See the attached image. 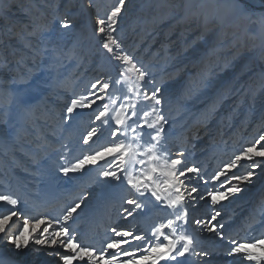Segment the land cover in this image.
I'll use <instances>...</instances> for the list:
<instances>
[{
  "label": "rangeland",
  "instance_id": "rangeland-1",
  "mask_svg": "<svg viewBox=\"0 0 264 264\" xmlns=\"http://www.w3.org/2000/svg\"><path fill=\"white\" fill-rule=\"evenodd\" d=\"M8 1H11V6L6 9L18 13V0ZM23 1L28 5V9L27 16L23 17L25 21L21 23L22 28H17L20 33L26 23L31 22L32 17L29 19L28 16H34V12H37V7L29 0ZM44 2L46 5L42 10H45V14L41 13L37 17L40 24L29 30L34 33V39L37 38V47L31 49L37 56L38 62L37 65L32 64L33 71L26 80L32 87L42 88L49 78L63 70L71 69L76 79L72 84L73 98L87 96L93 99L94 97L89 96L90 92L105 95L99 92V87L103 82H108L111 87L107 96L114 99L115 103L107 97L103 102L109 104L110 126L102 125L95 119L98 112L103 110L100 101L92 109H78L71 116L65 117L63 130L57 136L61 142L54 146L50 145L44 152L38 153L39 156H46L39 164V180L31 188L47 189L49 180L53 179V188L63 189L65 193L76 182H81L76 186L79 192H75L59 204L49 201L40 212H28L30 216L25 213L22 206H18L16 209L18 216L13 217L9 222L5 233H0V253L14 257L17 264H62L60 256L65 250L59 245L48 247L30 243L28 248L17 253L7 237L18 234L25 216L30 219L47 216L63 221L66 208L80 200H83L81 208L73 214L72 220L63 221V224H67L70 231L75 232L78 242L85 240L88 243L96 236L98 240L105 241L100 247L96 246L95 242V248L98 250L114 235L111 232L112 227L118 230H130L134 234H141L148 240L151 239V234L145 226H142L141 220L145 218L143 209L151 206L152 203H156L155 212L152 214L155 222L152 231L160 224H166L168 219H175V215L181 211L180 208L175 210L169 208L166 204L156 201L150 193L138 197L126 182L123 184L116 181L106 182L104 177L98 175L102 170H113L107 169L105 161H100L94 166H86L82 172L64 175L59 171L60 166H68L90 151L98 150L114 141H127L132 135L131 132L127 137L119 134L117 137L111 136V130L115 127L111 117L115 116L121 104H135L137 117L129 123L132 124L133 121L142 123L139 118L144 112L150 113L144 119L151 122L155 119V113L152 112L155 106L167 120L164 124L163 147V142L166 140L170 144V139H174V145L179 143L181 145L168 147V150L164 147L165 150L171 154V158H179L180 156L173 157L175 154L173 150L182 148L185 153L183 158L188 166L199 167L202 170L201 175L207 180V184L197 180L189 182V185H198V193L193 196L203 195L204 199L197 198L193 206L191 198L185 194L184 207L188 210L191 227L195 228L199 225L195 220L199 219L203 222L205 219L209 227L216 225L217 230L207 231L204 239L199 241V245L196 242V250L204 255L200 257L190 255L191 261L195 260L197 264H256L255 261L242 258V254L230 257L227 252L233 246L229 242L230 239L238 242L264 239V164L252 169L250 168L252 162L248 161L242 162L243 167L233 169L232 171L237 174L247 171H253L254 174L250 182L232 181L241 188V191L227 194V198L216 205L211 203L206 191H226L227 185L222 188L220 182L210 178L217 171H227L224 168L226 163L264 135V25L261 24V19L264 18V2L239 0L241 7L236 10L237 0H125V8L117 18V24L123 25V31L130 29L131 26L134 33L136 30H140V33H133L127 37L126 33L117 35L114 31L113 36L119 44V48L113 46L115 54L109 53L103 47L106 35L99 33L100 25L96 21L105 19L107 24V16L118 0H45ZM243 5L245 9L242 8ZM100 6L103 12H99ZM52 9L56 10L53 17L50 16ZM132 13L139 15L141 20H135ZM65 14L74 19L75 28L69 35L61 37L56 31L54 20L57 16ZM2 17H5L3 22L6 24L1 25L0 19V30L6 25H10L8 28H11L13 25L10 24L11 19L7 15ZM133 23L135 24L132 26ZM45 28L51 30L45 31ZM12 30H8L9 36L6 33L7 37H3L7 40L0 43V62L2 60L9 64L12 62L10 61L12 56L8 55L9 50H6L4 45L5 42L14 40ZM34 39L25 40L22 49L34 42ZM166 40H176L180 45L192 42L201 47L202 56L194 58V61L188 63L189 65L176 67L171 54L167 53L170 48L165 45ZM122 54L130 55L137 66L148 74L145 81L138 82L135 73H126V79L121 76L127 66L116 59V56ZM4 77L5 74L0 76V82ZM117 80L121 82L117 84ZM10 81L11 85H17L14 78ZM97 81H100L101 85H98L97 89H92L91 85ZM137 83L143 85L139 89L140 95L136 94L135 89L129 91V88ZM221 84L227 86L222 91H218V86ZM156 87L161 90L158 94L162 100L161 105H154L153 101L143 98L145 90L151 95V90ZM5 105L0 102V112L5 116L4 123H8L13 120L15 105H11L12 107L8 109L4 108ZM128 113L131 114L130 108ZM192 125L193 129L190 130ZM92 128L98 129L97 136L85 144L83 138ZM148 131L145 129L144 143L149 141ZM211 131L214 136L207 140L206 134ZM187 139L188 143L185 141ZM212 142L215 144L212 151L204 152ZM261 146H264V141H261L257 148ZM255 159L264 160L260 157ZM224 179L223 176L220 178L221 181ZM113 185L114 187L117 185V193L107 191ZM80 187L81 190H78ZM106 191L107 195L109 194L108 198L101 200ZM0 194L4 193L0 192ZM129 198L138 199L144 206L136 209L133 205L127 204ZM55 206L59 207L55 208ZM10 210H13L11 206L0 202V216ZM126 210L132 211L133 214L129 216ZM216 212L220 215L209 223L211 216ZM241 221L242 230L238 228ZM221 224L224 226L223 229L219 227ZM46 226L42 225L41 231ZM59 227L53 225V229ZM28 231L31 229L29 228ZM164 231L169 234L171 232L169 229ZM220 232L224 234L223 239L219 236ZM106 234L108 238L105 237ZM38 235L39 231L36 233V236ZM37 249L41 250L37 251ZM250 251L260 254L264 252V248H250ZM138 255L140 253H137ZM129 259L131 257L120 256L121 264ZM261 264H264V261Z\"/></svg>",
  "mask_w": 264,
  "mask_h": 264
},
{
  "label": "snow or ice",
  "instance_id": "snow-or-ice-1",
  "mask_svg": "<svg viewBox=\"0 0 264 264\" xmlns=\"http://www.w3.org/2000/svg\"><path fill=\"white\" fill-rule=\"evenodd\" d=\"M237 3H239V0H237ZM124 8L125 0H118V3L107 16V24L105 19H97L96 21L100 25L98 28L99 33L106 35V42L103 43V47L109 53H114L113 46L119 48L113 32L115 31L114 25L117 24V18L121 15ZM261 24L264 25V18L261 19ZM54 25L56 26V31L63 37L69 35L74 30L75 21L65 14L57 16L54 20ZM49 30L51 29L45 28V31ZM116 59L121 60L127 66L124 72L121 73V76H124L126 79V73H135L138 82L145 81L148 74L141 67L137 66L130 55H117ZM120 82L119 80L116 81L117 84ZM98 85H101L100 81L93 83L91 88L97 89ZM142 86V84L137 83L132 85L129 91L135 89L136 94L140 95L139 89ZM110 87L111 85L108 82H103L99 87V92L105 95H97L95 92H90L89 96L94 97L93 99H89L87 96L71 99L70 104L66 107V113L71 116L78 109H92L100 101L103 110L98 112L95 119L96 121H100L102 125L110 126L109 104L103 103L106 97L112 103H115L114 99L107 96ZM160 91V88L156 87L151 90V95H149L148 91L145 90L143 98L153 101L154 105H161L162 100L158 96ZM129 108L131 109L130 115L128 113ZM135 109V104H121L120 108L116 110L115 116L111 117L115 125L111 130V136L117 137L119 134L127 137L128 133L131 132L132 135L127 141H114L110 145L90 151L89 154L76 159L74 163H69L68 166H60L59 171L64 175L82 172L86 166H94L100 161H105L107 169L113 170H102L98 175L104 177L106 182H126L138 197H143L150 193L151 197L162 204H166L167 207L174 210L180 208V213L175 215V219H168L166 224L162 223L154 228L151 233L154 238L153 240H148L147 237L141 234H134L130 230H118L116 227H112L111 232L114 235L99 250L91 246H84L78 242L75 232L70 231L67 224L61 225L58 229H53V225L60 224L59 219H52L47 216L30 219L25 216L23 217L22 227L19 229L18 234L7 237L17 253L22 249L28 248L30 243L48 247L59 245L65 250V253L60 256L62 264H74V262H78V264H121L120 256L131 257V259L124 261L123 264H161V261H165L167 264H182L178 258H183L186 254L195 257L204 255V253L196 250V241L193 235L186 234L185 231H180L177 235V221L187 223L188 210L184 207L186 202L185 194H187L188 198H191L193 206L197 198L204 199L203 195L193 196V194L198 193V185H189V182L197 180L207 183V180L201 175L202 170L199 167L188 166L183 158V154L179 158H171V154L164 149L162 140L165 133L164 124L167 123V120L155 106L152 108V112L155 113L154 120L149 122L147 119H144L150 115L149 112H144L142 117L139 118L143 121L142 123L133 121L130 124L129 121L137 117ZM145 129L149 130L147 132L149 136L147 143L143 142ZM97 131V128H92L83 138V142L88 144L89 141H92L97 136ZM261 141H264V135H261L254 144L242 149L233 160L226 163L224 168L227 171H217L210 178L211 180L220 182L222 188H225L227 185L226 191H206V196L210 198L213 205L226 199L227 194L241 191V188L237 184H233L232 181L240 183L250 182L254 174L253 171L237 174L232 171L233 169L243 167L242 162L248 161L252 162L250 165L252 169L259 167L260 164H264V160L257 161L255 159L257 157L264 158V146H261L259 149L257 148V145H260ZM109 157L113 159L108 160L107 158ZM113 165H115V168H113ZM222 176L225 178L223 181L220 180ZM0 202L11 206L13 209L7 214L0 216V233H5L9 222L12 221L13 217L18 216L16 208L21 201L11 194H0ZM126 202L129 205H133L136 209L144 206L136 198H129ZM82 203L83 200H80V202L68 206L62 217L63 221L68 222L72 220L73 214L81 208ZM126 211L129 216L133 214L130 210ZM219 215V212L212 215L209 223L215 221ZM195 223L201 224L202 221L197 219ZM42 225L47 226L43 227L41 231ZM219 227L223 229L224 226L221 224ZM29 228L31 231H28ZM50 229H53V231L50 232ZM164 229L171 230L170 234L166 233ZM216 230V225L208 228L209 232H215ZM38 231L39 235L36 236ZM219 236L223 239V232H220ZM229 242L233 246L227 252L228 256L242 254V258L247 261H255L256 264H261L264 261V252L256 254L250 251V248H264V239L254 242H238L230 239ZM40 250L37 249V251ZM137 253H140V255L137 256ZM0 264H17V261L12 256H5L3 253H0Z\"/></svg>",
  "mask_w": 264,
  "mask_h": 264
},
{
  "label": "bare ground",
  "instance_id": "bare-ground-1",
  "mask_svg": "<svg viewBox=\"0 0 264 264\" xmlns=\"http://www.w3.org/2000/svg\"><path fill=\"white\" fill-rule=\"evenodd\" d=\"M29 1L33 6L37 7V12H34V16H28L29 19L31 17L33 19L31 18V22L26 23L25 28L20 33L19 29L22 28V21H25L23 17L27 16L26 12L28 9V5H26L25 1L18 0L19 5L17 9L19 10V12L16 13L8 11L6 9L7 7L11 6V1L0 0V19L2 21L1 25L6 24V22H3L5 20V17H2L3 15H7L11 19L10 24H13L11 28H8L10 25H6V27L0 30V34L2 36L0 38V43L5 39L7 40V38L3 37L6 36V33L8 34V30L13 29L12 32L14 34V40L12 42L7 41L4 43V45L6 46V50H9L8 55L12 56L10 60L12 62L11 64L4 60L0 62V76H2V74H5V77L0 82V102L6 104L4 107L6 109L15 105V114L13 120L9 121L8 123H4L5 116L2 112H0V192L4 194H11L19 198L21 203L17 205V207L22 206L25 213H31L33 211L40 212V209L49 201H52L55 204L62 203V201L67 200L75 192L78 193L79 191H77L76 186L79 185V183L81 184V182H76V184L72 185L73 187L66 193L62 191L63 189L61 190L60 188H53V179L49 180V186L47 189L41 188L42 190H37V188H31L39 180V164L45 159L46 156H39L38 153L41 151L44 152L50 145L54 146L56 145V143L61 142V140H59L57 136L63 130L62 124L65 117H67L68 115L66 113V107L70 103L69 101L73 98L72 95H74V89L72 88V84H74L76 79L73 75L72 70L70 69L66 71L63 70V72L54 75V77H51L48 80L46 79L47 81L44 82V87L42 88H36L34 86L32 87L30 82L26 80L33 71L32 64H36L38 62L37 56L31 49L37 47V38L34 39V33L29 30L34 29L38 24H40V21H38L37 17H39L41 13L45 14V10L42 9L46 5L44 2L45 0ZM251 1L256 3L264 2V0ZM235 7L236 10H238V8L240 9L241 3H237ZM242 8L245 9L244 5L242 6ZM101 11L103 12L102 7L100 6L99 12ZM55 12L56 10L52 9L50 16L53 17L55 15ZM131 15L133 17L135 16V20L140 19L139 15H137L136 13H132ZM135 23H133L132 26ZM31 24H34V26H32ZM122 26L123 25L118 24L114 26L117 35H121L123 33H126L125 35H127V37L128 35H133L134 30L133 28H131V26H129L130 29L125 31H123ZM139 33L140 30H136L134 34ZM28 39H34V42L22 49L23 43ZM127 39L129 40L130 38ZM165 45L170 48V51H167V53L169 52L168 54H171L173 60L175 61L176 67H180L185 64L189 65L188 63L194 61V58H200L202 56L201 47L196 46L192 42H188L186 45H180V43H176V40H166ZM13 78L17 84L16 86L11 85L10 80H12ZM226 86V84H221L220 86H218L219 88L217 90L222 91L223 88H226ZM70 96H72L71 99ZM192 127L193 125L190 127V130ZM206 127H208V125H206ZM206 135H208L207 137H205L206 139L212 138V135L214 136L212 131L207 132ZM170 140V144L166 140L165 142H163L166 150H168V147L170 148L173 146H181L180 143L178 145H174V139ZM185 141L187 142L188 139ZM214 145V142L210 143L208 145L209 147L204 149V152L209 153L208 151H210L212 147H214ZM173 152L175 153L173 157H179L181 154H185L182 148L173 150ZM121 183L123 184L124 182ZM116 187L117 185H115V187L113 185V187H109L111 189H108L107 191L116 192ZM81 188L82 187L78 188V190H81ZM107 191L103 196L101 195V200H105V198L109 196V194L107 195ZM155 205L156 203H152L151 206H147L146 208H144L145 210L143 209L142 211V213L145 211V218H142L141 220V222H143L142 226H145L147 228L149 234L152 233V225L153 223H155L152 219V214L155 212ZM58 207L55 206V208ZM200 208L204 209L205 207ZM200 212L201 210L199 211V213ZM30 213H28V216H30ZM189 218L190 217L188 216L187 223H185L184 221H179V223H177V235L180 231H185L186 234L193 235L195 241L198 242L197 244L199 245V241L204 239V236H206L209 224L205 219H202L203 222L193 228L189 225ZM64 224L63 221H60V224L55 225V227ZM238 228L242 230V221L240 222V224H238ZM105 237L108 238V234H106ZM153 239L154 238L151 235V239L149 240ZM79 242L82 245L95 248V242L97 244L96 246L100 247L105 241L98 240V237L96 236L92 238L88 243H86L85 240L83 242ZM178 259L181 260L182 264H197L196 262H194L195 260L191 261L189 254H186L185 257ZM76 263L78 264V262H75V264ZM161 264H167V262L161 261Z\"/></svg>",
  "mask_w": 264,
  "mask_h": 264
}]
</instances>
